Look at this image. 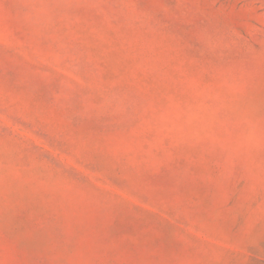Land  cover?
I'll use <instances>...</instances> for the list:
<instances>
[{
	"label": "rangeland",
	"instance_id": "1",
	"mask_svg": "<svg viewBox=\"0 0 264 264\" xmlns=\"http://www.w3.org/2000/svg\"><path fill=\"white\" fill-rule=\"evenodd\" d=\"M0 264H264V0H0Z\"/></svg>",
	"mask_w": 264,
	"mask_h": 264
}]
</instances>
